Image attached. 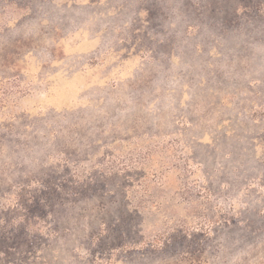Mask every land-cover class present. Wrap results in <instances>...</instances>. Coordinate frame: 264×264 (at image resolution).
I'll return each mask as SVG.
<instances>
[{"label":"rangeland","instance_id":"1","mask_svg":"<svg viewBox=\"0 0 264 264\" xmlns=\"http://www.w3.org/2000/svg\"><path fill=\"white\" fill-rule=\"evenodd\" d=\"M0 264H264V0H0Z\"/></svg>","mask_w":264,"mask_h":264}]
</instances>
